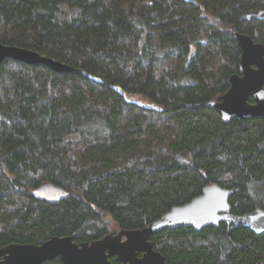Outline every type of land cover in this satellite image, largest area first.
I'll use <instances>...</instances> for the list:
<instances>
[{
	"label": "trees",
	"instance_id": "trees-1",
	"mask_svg": "<svg viewBox=\"0 0 264 264\" xmlns=\"http://www.w3.org/2000/svg\"><path fill=\"white\" fill-rule=\"evenodd\" d=\"M236 33L264 44V0H0V43L73 68L0 65V249L143 229L209 185L235 215L264 210V118L205 107L239 72ZM48 183L67 197L37 198ZM150 241L167 264L264 262L242 226Z\"/></svg>",
	"mask_w": 264,
	"mask_h": 264
},
{
	"label": "water",
	"instance_id": "water-1",
	"mask_svg": "<svg viewBox=\"0 0 264 264\" xmlns=\"http://www.w3.org/2000/svg\"><path fill=\"white\" fill-rule=\"evenodd\" d=\"M257 17L254 14L245 15L241 22ZM235 38L242 53L239 72L230 77V88L221 101L205 105L217 110L224 124L235 119L264 118V44L256 43L249 35L240 33H236ZM6 60L43 66L60 75L73 71L70 65L33 50L0 43V65ZM114 90L123 93L117 87ZM250 98L254 103L249 102ZM233 194L234 190L209 185L200 196L172 208L143 229H120L92 243L77 244L72 237H54L42 245L12 244L0 249V264H44L57 258L63 264H112L113 258L119 264H167L166 258L154 249L150 241L151 237L165 230L192 228L201 232L226 224L242 226L256 235L264 234V210L256 209L244 215L233 214L230 205ZM34 195L56 202L68 194L64 189L48 183L36 189Z\"/></svg>",
	"mask_w": 264,
	"mask_h": 264
},
{
	"label": "rangeland",
	"instance_id": "rangeland-1",
	"mask_svg": "<svg viewBox=\"0 0 264 264\" xmlns=\"http://www.w3.org/2000/svg\"><path fill=\"white\" fill-rule=\"evenodd\" d=\"M113 232H117V230H116V229H113V230L111 231V233H113Z\"/></svg>",
	"mask_w": 264,
	"mask_h": 264
}]
</instances>
